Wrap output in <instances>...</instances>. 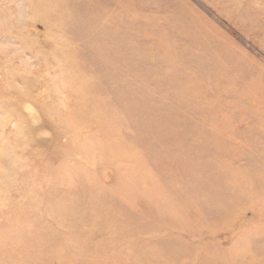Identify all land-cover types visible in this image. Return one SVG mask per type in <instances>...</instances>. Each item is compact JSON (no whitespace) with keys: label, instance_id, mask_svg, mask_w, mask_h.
<instances>
[{"label":"rangeland","instance_id":"obj_1","mask_svg":"<svg viewBox=\"0 0 264 264\" xmlns=\"http://www.w3.org/2000/svg\"><path fill=\"white\" fill-rule=\"evenodd\" d=\"M0 264H264V0H0Z\"/></svg>","mask_w":264,"mask_h":264}]
</instances>
